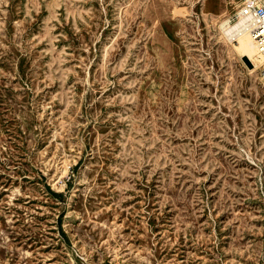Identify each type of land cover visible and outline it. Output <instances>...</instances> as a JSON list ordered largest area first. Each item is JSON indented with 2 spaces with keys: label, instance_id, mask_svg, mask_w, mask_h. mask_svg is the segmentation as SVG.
<instances>
[{
  "label": "rangeland",
  "instance_id": "1",
  "mask_svg": "<svg viewBox=\"0 0 264 264\" xmlns=\"http://www.w3.org/2000/svg\"><path fill=\"white\" fill-rule=\"evenodd\" d=\"M220 1L0 0V264H264V74Z\"/></svg>",
  "mask_w": 264,
  "mask_h": 264
},
{
  "label": "bare ground",
  "instance_id": "2",
  "mask_svg": "<svg viewBox=\"0 0 264 264\" xmlns=\"http://www.w3.org/2000/svg\"><path fill=\"white\" fill-rule=\"evenodd\" d=\"M240 3L241 0H232L231 2L226 0V2H224L225 16L221 22V27L226 36L233 43L235 50L240 53V55L244 57L245 62L250 65L249 67H261V71H263L264 74V56H261L258 53L254 39L250 35L249 31L244 27V20L239 16ZM220 4V0H204L205 7L218 9ZM233 4H236L237 7L235 14H232L231 11Z\"/></svg>",
  "mask_w": 264,
  "mask_h": 264
},
{
  "label": "built area",
  "instance_id": "3",
  "mask_svg": "<svg viewBox=\"0 0 264 264\" xmlns=\"http://www.w3.org/2000/svg\"><path fill=\"white\" fill-rule=\"evenodd\" d=\"M239 16L254 39L258 53L264 56V0H241Z\"/></svg>",
  "mask_w": 264,
  "mask_h": 264
}]
</instances>
